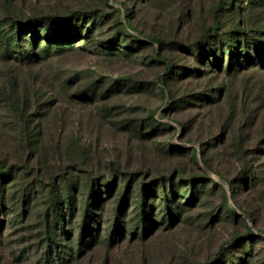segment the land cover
Returning a JSON list of instances; mask_svg holds the SVG:
<instances>
[{"label": "rangeland", "instance_id": "rangeland-1", "mask_svg": "<svg viewBox=\"0 0 264 264\" xmlns=\"http://www.w3.org/2000/svg\"><path fill=\"white\" fill-rule=\"evenodd\" d=\"M79 14L83 38L51 43L47 60L0 57V264L44 263L55 195L65 258L84 227L69 264H264V183L246 179L264 172V0H0V54L18 26L72 19L64 34L79 29ZM213 42L220 66L190 54L198 44L212 56ZM9 80L34 83L50 102L31 108L32 122L9 109ZM90 191L98 205L86 215ZM142 197L137 211L150 215L132 229Z\"/></svg>", "mask_w": 264, "mask_h": 264}, {"label": "trees", "instance_id": "trees-1", "mask_svg": "<svg viewBox=\"0 0 264 264\" xmlns=\"http://www.w3.org/2000/svg\"><path fill=\"white\" fill-rule=\"evenodd\" d=\"M86 18H88V16H83V14H79L76 18L73 19V21L75 22V24H77L78 22L80 23L79 29L76 28L73 31H69V29H67L65 31V33H61L63 30L61 29L62 26L65 27H70V25H72V19H68V20H62L60 21V25L59 26H55L52 27L50 26L49 22H43L42 24H38V20L37 21H33V23L31 24H26V25H20L18 26V30H14L11 33V37H9L7 44L4 46V52L3 54H0V57L4 58V57H13L12 59H14L15 61H19L22 64H35V63H39L42 61L47 60L51 55H53L50 52L49 49V45L51 43H55V41L57 40V42H68L69 39H75L76 37H78V39L83 38L80 33V27H82L83 23L85 22ZM82 21V22H81ZM82 23V25H81ZM49 25V27L47 28V26ZM86 26V24H85ZM42 27H45L43 30L41 29ZM38 30H42V32L44 33L45 37L44 40L47 44H45L43 47L39 48V42H38ZM23 31H28L27 34L32 35L33 37H35V40L33 42H31V48L27 47L26 41L23 40L21 33ZM90 30L86 31L85 34V38H89L90 37ZM137 42L140 44L143 41L142 40H137ZM217 42V41H216ZM216 42L211 43V48L208 49V51H212L213 52L210 54L212 56H208L209 53H204L202 52V49L198 44L194 45L192 47V49L190 50V54L191 55H195L196 57H199L202 55L205 56V59L208 61V63L210 65H219L220 66V58L222 55V51H221V47H222V43L219 46V51L217 49V52H214V49L218 46ZM104 45L108 44L107 42H102ZM248 43H251L250 41H246L244 40L243 42H241V46L239 48V51L241 52V55L243 57H245V54H247L246 56H248V60L252 61V58L249 54V46ZM217 45V46H216ZM223 46H225L226 52H227V63L230 67H233L234 62L233 57H234V48L235 45L233 44L232 41L227 42L226 44H223ZM55 48H57V46H54ZM120 47V46H119ZM38 49V50H37ZM104 54L107 55H118L117 53H121L122 51L124 52V49L122 50L121 48L115 50L116 52H109V50L111 51V48H108L106 50L102 49ZM203 60V58H201ZM222 66V65H221ZM230 70V69H229ZM34 82V81H33ZM5 85V86H4ZM2 86V90L1 93L7 94L8 97L5 98V100L8 102V104L10 103V105L8 106H12L9 107V109H11L12 112H14L16 114V116L21 120V122H32V115L34 114H30V110L33 106H37L39 104H43V106L45 105H49L50 102L48 100L43 101V93H40V91L38 90L39 88H37L35 86L34 83L29 84L28 86H24L23 90L19 89V85L16 81L14 80H9L6 81V83ZM93 88V87H92ZM37 111V110H36ZM40 113V112H37ZM43 117V116H42ZM41 117V118H42ZM40 118V119H41ZM195 155V154H193ZM195 159V158H193ZM114 178V177H113ZM247 181H252L253 180V184L254 186L257 184H260V182L264 183V172L262 173H256L255 175L251 176V178L248 176L246 177ZM164 182L165 180H163L162 185H161V193L159 198V206H163L166 207L167 211H169V209L172 210L171 204H173V196L174 194L171 196L167 193H165L164 190ZM258 182V183H257ZM250 184L252 182H249ZM257 183V184H256ZM189 184V183H188ZM252 184V185H253ZM154 189V188H153ZM191 190V193H190ZM3 191V188L1 187V183H0V196L1 193ZM154 191V190H153ZM156 191V190H155ZM66 196L65 198H67L68 202H71V199L73 198V196L71 195V192L69 191V189H66ZM179 192L181 193V195H179V197L182 196H191L192 195V186L190 187V189H184V190H179ZM179 193V194H180ZM125 193H123V197L125 196ZM126 197V196H125ZM176 198V197H175ZM0 202L1 204H3V197H0ZM53 202V208H52V214H53V224L50 225V223H46V240L48 241V257L46 260H44L43 264H69L70 262H72L73 260H75L76 258H74L76 253H80L82 251V248L84 247V227L82 228V232H80V236H79V241L77 242V247L76 248H71L68 246H65V248H70V252L68 254V257L65 258V255H62L61 252H59L58 250V246L55 243V238L54 235L56 233V229H58V226H61L63 223V213L61 212V205L63 203V200H59V198L55 195L52 198ZM96 198L95 196H93V191L91 193V191L88 193V200L85 203L87 206L85 207V212L86 215H88V212H91V210L89 209V207H92V205L94 204L95 206L98 205V203L96 204ZM134 205L136 206V209L134 211H132L133 213V221L134 222V227L132 229H137L139 227H143L145 226V223L147 222L146 217L148 215H150V211L149 210H145L141 211L137 209L139 208V205H141V207H144L147 203L144 200V198H140L139 200H134ZM164 203V204H163ZM224 204H228V200L227 197H225L224 200ZM93 205V206H94ZM149 207H151V205H149ZM177 207H183V204L181 202H179L176 206ZM165 209V208H164ZM119 214H121V209H119ZM233 215H237L235 210H232ZM117 219L116 221L119 220V217L116 215ZM87 220V219H86ZM84 221V225L85 223H87V221ZM51 226V227H50ZM70 230H66L65 234L68 236ZM99 242L98 236H94L89 243L90 244H96ZM86 246V245H85ZM88 246V244H87Z\"/></svg>", "mask_w": 264, "mask_h": 264}]
</instances>
